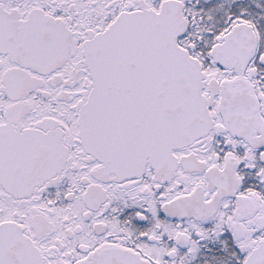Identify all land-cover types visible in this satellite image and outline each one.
Returning a JSON list of instances; mask_svg holds the SVG:
<instances>
[{"label": "snow or ice", "instance_id": "6c2138e0", "mask_svg": "<svg viewBox=\"0 0 264 264\" xmlns=\"http://www.w3.org/2000/svg\"><path fill=\"white\" fill-rule=\"evenodd\" d=\"M0 264H264V0H0Z\"/></svg>", "mask_w": 264, "mask_h": 264}]
</instances>
